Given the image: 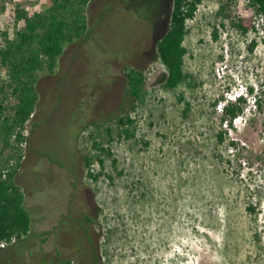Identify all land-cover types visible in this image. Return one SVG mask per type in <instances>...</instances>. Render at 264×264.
I'll list each match as a JSON object with an SVG mask.
<instances>
[{
    "label": "rangeland",
    "instance_id": "1",
    "mask_svg": "<svg viewBox=\"0 0 264 264\" xmlns=\"http://www.w3.org/2000/svg\"><path fill=\"white\" fill-rule=\"evenodd\" d=\"M172 4L91 1L90 32L39 83L15 178L32 230L0 246V264H264V22L244 36L231 20L246 1L204 0L187 22L186 79L170 89L157 45ZM49 5L0 0V44L18 31L17 7ZM132 69L146 77L140 101ZM239 96L245 114L222 123ZM12 144L0 140L5 158Z\"/></svg>",
    "mask_w": 264,
    "mask_h": 264
},
{
    "label": "trees",
    "instance_id": "2",
    "mask_svg": "<svg viewBox=\"0 0 264 264\" xmlns=\"http://www.w3.org/2000/svg\"><path fill=\"white\" fill-rule=\"evenodd\" d=\"M44 11L38 9H15V37H7L0 44V140L5 145L16 144V152L5 158L0 153V246L7 247L15 242H23L30 236L32 218L26 207V196L16 181L22 163V145L28 141L24 134L26 126L37 111L39 83L55 73L59 60L66 49L83 39L91 27L88 7L92 0H49ZM126 6L129 0H115ZM204 0H173L170 23L157 45L158 59L166 69V86L177 88L186 79L184 59L187 49L184 46L188 34L187 22L193 20ZM247 2L239 14L231 20L242 35L256 32V20L264 22V0H244ZM6 36V37H5ZM251 51L255 43L251 46ZM5 71V78L2 72ZM128 94L133 101H140L146 77L143 72H125ZM253 94V90H250ZM255 106L264 113L262 97H254ZM248 99L239 96L228 101L222 110V123L232 125L245 114ZM122 126L131 120H120ZM223 140V136H220ZM15 147V146H13ZM99 151L111 155L108 148ZM88 176L97 181L91 171L93 160L84 157ZM100 165L104 161L99 159ZM60 255V254H59ZM59 264H73L72 259L61 260Z\"/></svg>",
    "mask_w": 264,
    "mask_h": 264
}]
</instances>
